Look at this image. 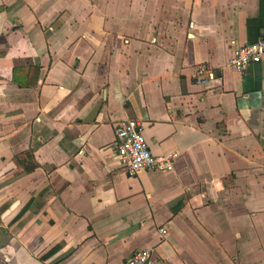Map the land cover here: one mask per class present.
I'll return each instance as SVG.
<instances>
[{"label": "crops", "instance_id": "0c3cea01", "mask_svg": "<svg viewBox=\"0 0 264 264\" xmlns=\"http://www.w3.org/2000/svg\"><path fill=\"white\" fill-rule=\"evenodd\" d=\"M263 37L264 0H0V264H264ZM126 120L172 171L126 175Z\"/></svg>", "mask_w": 264, "mask_h": 264}, {"label": "built area", "instance_id": "2783aa9c", "mask_svg": "<svg viewBox=\"0 0 264 264\" xmlns=\"http://www.w3.org/2000/svg\"><path fill=\"white\" fill-rule=\"evenodd\" d=\"M264 57V37L249 44L238 47L229 61V65L237 72L244 71L249 65L260 63ZM209 79L212 75L209 74ZM205 82V81H201ZM117 159L127 176L132 177L145 170L170 172L173 170L177 153L170 152L163 156H154L144 136L133 121H122L116 129ZM163 238L167 234L165 228L159 229ZM123 264H156L152 249L136 252Z\"/></svg>", "mask_w": 264, "mask_h": 264}]
</instances>
